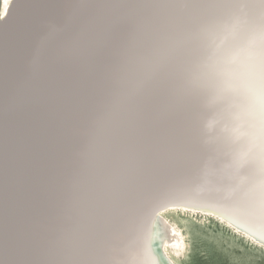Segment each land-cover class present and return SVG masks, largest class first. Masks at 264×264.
<instances>
[{
  "label": "snow or ice",
  "instance_id": "1",
  "mask_svg": "<svg viewBox=\"0 0 264 264\" xmlns=\"http://www.w3.org/2000/svg\"><path fill=\"white\" fill-rule=\"evenodd\" d=\"M48 7L36 55L0 65V95L22 200L49 226L17 227L4 248L21 264H145L163 202L206 189L264 220V0ZM52 135L63 161L54 191L42 164ZM78 143L92 147L87 165L73 164Z\"/></svg>",
  "mask_w": 264,
  "mask_h": 264
},
{
  "label": "bare ground",
  "instance_id": "2",
  "mask_svg": "<svg viewBox=\"0 0 264 264\" xmlns=\"http://www.w3.org/2000/svg\"><path fill=\"white\" fill-rule=\"evenodd\" d=\"M12 1V0H11ZM56 0H29L28 4L40 9V16H49V7ZM31 2V3H30ZM10 3L4 0V15L9 9ZM26 9V8H25ZM27 9H30L27 7ZM42 16V17H44ZM49 17L48 19H50ZM48 19H44L45 23ZM27 23V22H26ZM43 29L42 22L39 23ZM13 34L0 37V65L5 60L10 67L27 61L37 53L38 42L34 36H20L23 44L16 45ZM31 37V38H30ZM16 45L15 48L10 46ZM104 131L103 119L97 126L98 135ZM72 134L79 136L80 129H72ZM47 151L42 164L49 170L48 182L55 190L57 176L63 163L59 148V139L56 135L46 138ZM92 147L87 143H78L75 153L80 161L73 162L74 166L87 165L90 160ZM21 159L17 147V128L11 117L5 119L3 113V97L0 95V264H21L26 259L19 251H9L4 248L5 241L11 242L12 236L18 227L21 234L32 235L43 232L49 226L46 216L37 213L30 205L27 198L22 200ZM168 206L155 213L154 221L149 226L146 236L149 242V251L145 256V264H179L177 259L185 257L188 251L187 237L183 226L174 222L168 216L174 213L192 214V216H205L222 222L237 235L247 238L254 244L264 247V220L254 216L243 204L234 202L227 193L219 196L211 189L191 193L188 197L178 202L164 201ZM218 209V210H217ZM176 212V213H175ZM169 214V215H168ZM181 217V215H179ZM255 236V237H254Z\"/></svg>",
  "mask_w": 264,
  "mask_h": 264
},
{
  "label": "rangeland",
  "instance_id": "3",
  "mask_svg": "<svg viewBox=\"0 0 264 264\" xmlns=\"http://www.w3.org/2000/svg\"><path fill=\"white\" fill-rule=\"evenodd\" d=\"M4 13V0H0V16ZM168 217L183 226L187 237L188 251L177 259L179 264H264V247L237 235L222 222L192 214Z\"/></svg>",
  "mask_w": 264,
  "mask_h": 264
},
{
  "label": "water",
  "instance_id": "4",
  "mask_svg": "<svg viewBox=\"0 0 264 264\" xmlns=\"http://www.w3.org/2000/svg\"><path fill=\"white\" fill-rule=\"evenodd\" d=\"M28 1L29 0H12L10 2L6 17L0 21V37L13 34L19 39H22L20 36H34L30 38L37 42L40 40L43 36V29L40 28L39 23L42 22L44 28L47 23L51 22V18L48 19L50 16L46 18V16H44L45 14L40 16L39 10L44 9V7H40V5L39 7H35L31 2V5H29ZM27 7L30 9H27ZM44 19H48V22L45 23L43 21ZM16 38L15 44L23 46L22 42ZM16 45L10 46V48H15Z\"/></svg>",
  "mask_w": 264,
  "mask_h": 264
}]
</instances>
